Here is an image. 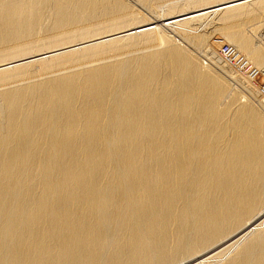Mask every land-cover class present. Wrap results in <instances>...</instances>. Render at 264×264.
<instances>
[{
	"label": "bare ground",
	"instance_id": "1",
	"mask_svg": "<svg viewBox=\"0 0 264 264\" xmlns=\"http://www.w3.org/2000/svg\"><path fill=\"white\" fill-rule=\"evenodd\" d=\"M214 32L264 72V0H0V264H264V96Z\"/></svg>",
	"mask_w": 264,
	"mask_h": 264
},
{
	"label": "rangeland",
	"instance_id": "2",
	"mask_svg": "<svg viewBox=\"0 0 264 264\" xmlns=\"http://www.w3.org/2000/svg\"><path fill=\"white\" fill-rule=\"evenodd\" d=\"M135 7H136L137 11L139 12L140 16H145L147 19H150L152 22L157 23L156 20L153 19V16L145 8H143L139 5H136V4H135ZM160 25H162V24H158L159 27H161ZM166 30L169 32L170 35H172L176 39L177 42H179V43L181 42V44L188 46L183 41V39H181L178 35H176L171 29H166ZM210 30H211L210 26H207L206 31L210 32ZM227 42L228 41L226 39H223V37L220 35V33L214 32L209 36L206 45H207V47L213 49L215 51V53L217 55H219L222 59H226V61H228V63L235 70L239 71L240 73H243L247 77V80L251 84V86H253L257 89L259 95L264 96V86H262L263 80H264V72L262 70H259V69L256 70V68H254L253 65L250 64L245 59V57L239 51H237L235 49V47H233V45H231L229 42L228 43ZM224 45H228L230 51L223 50L222 47ZM193 51H195V49ZM231 51H233V52L231 53V55H229V53ZM195 53L206 65L213 67L209 63L207 58L205 57L204 53H202L200 51H195ZM234 57H235V59H234ZM242 64L244 67L241 66ZM242 94H243L244 99L251 100L256 106L259 107V104L256 102V99H250L249 95H247L248 93L246 91L242 90Z\"/></svg>",
	"mask_w": 264,
	"mask_h": 264
},
{
	"label": "built area",
	"instance_id": "3",
	"mask_svg": "<svg viewBox=\"0 0 264 264\" xmlns=\"http://www.w3.org/2000/svg\"><path fill=\"white\" fill-rule=\"evenodd\" d=\"M222 49H223V50H228L229 47H228V45H224V46L222 47ZM240 60H241V59H240ZM262 86H264V80H263V84H262Z\"/></svg>",
	"mask_w": 264,
	"mask_h": 264
}]
</instances>
